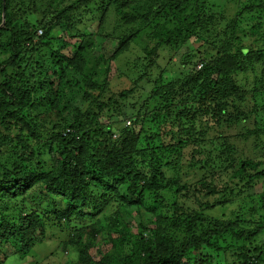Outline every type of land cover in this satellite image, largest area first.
<instances>
[{"label":"trees","instance_id":"1","mask_svg":"<svg viewBox=\"0 0 264 264\" xmlns=\"http://www.w3.org/2000/svg\"><path fill=\"white\" fill-rule=\"evenodd\" d=\"M38 1L15 0L12 6V0H4V5L0 0V55L6 56L0 60V264L14 251L20 258L28 256L53 231L65 235L62 250L77 254L79 264H113L107 253L92 260L90 252L99 235H104L105 245L117 246L118 264H182L187 252L212 246L215 234L240 244L253 242L252 249L244 247L248 250L232 258L215 247L221 264H264V190L255 193L251 186L264 182V165L251 159L237 161L229 137H215L224 140V149L214 160L228 163L229 171L223 172L233 184L225 182L221 190L231 193L236 186L250 187L238 200L235 219L209 220L194 209L177 216L176 201L171 214L161 208L159 212L164 198L160 191L176 195L182 191L178 178L166 179L161 171L171 165L169 160L182 159L184 150L194 146L189 161L201 166L196 157L208 133L202 117L220 127L238 121L264 124V44L253 47L241 39L246 32L261 39L264 0H246L235 10L229 20L233 27L253 23L220 43L216 56L190 44L194 40L205 47L198 29L214 19V8L220 15L224 12L218 0H45V21L35 25L24 12ZM110 12L130 27L118 37L117 32L95 30L103 41L116 37L117 42L112 55L95 57L94 34L69 32L88 28L86 23L103 20ZM38 27L43 32L36 37ZM58 38L73 50L65 54L55 45ZM67 39L75 41L67 45ZM133 46L142 51V73L131 80L132 87L112 93V82L120 75H110L111 63ZM165 50L173 59L187 50L180 57L186 70L168 83L162 81L161 70L148 98L135 114L127 115L121 102L140 96L138 83L147 79L159 52ZM257 64L263 65L262 79L256 77L251 89L242 86L238 76ZM152 99L157 106L148 111ZM126 120L134 128L123 125L117 132ZM149 123L157 124L155 131L146 130ZM257 130L248 133L258 136L261 129ZM198 186L202 196L222 193L205 179ZM146 197L154 206L149 200L146 204ZM42 206L47 208L44 217L37 212ZM146 212L153 220L143 226L140 218ZM137 216L140 222L134 228ZM181 219L192 240L175 246L169 235ZM53 245H59L57 240ZM190 257L194 259L189 264H212L198 254Z\"/></svg>","mask_w":264,"mask_h":264},{"label":"rangeland","instance_id":"2","mask_svg":"<svg viewBox=\"0 0 264 264\" xmlns=\"http://www.w3.org/2000/svg\"><path fill=\"white\" fill-rule=\"evenodd\" d=\"M133 1L136 0H126V2L128 3H131ZM14 2L15 0H12V6ZM245 2L246 0H218L216 2L217 6L219 5V8L223 7L224 12H222V14L220 15L218 14V9H216L217 7L213 9L214 14L216 15L214 19L209 21L206 26H201L198 29V33L202 35L201 40H203V42L205 43V47H202L201 43L192 40L190 45L193 47V49L197 50L198 48H200L202 51L207 50L208 56H216V53L219 51L218 46L220 43L223 44V42L229 39L228 37H231L232 35H238L239 32H242L244 30L243 28H245V26L252 24L253 20H248L247 22L240 24L237 27H233L231 25V22L229 21L232 15L235 13V10L237 8L240 9V7H242ZM2 3L4 5V0ZM53 5L56 8L59 7L57 2H53ZM40 6L43 7L40 8ZM45 7V0H39L38 2L34 3L32 2L30 3L29 7L25 8L24 15L27 16V19H30L31 21L36 23L35 25H38L39 21H45ZM2 19L4 20L3 13ZM20 22L24 24L26 20L21 19ZM261 22L263 23V21ZM86 25H88V28L84 25L77 28L76 30L70 31L69 34L80 36L87 35V33L94 34L96 32L95 30H101L102 32H117L116 37H118L120 36L121 32L126 31V29L130 27L126 23V21L117 19V17L114 14H111V12L108 13L103 20L96 18L95 20H93V22L86 23ZM114 28H116V30ZM39 30L42 29L40 27L37 28L36 37H39L42 34L38 32ZM95 36L96 34H94V37ZM258 36H260L261 39L251 37L249 33L246 32L242 33L241 39L244 44L250 43L253 47H262V45L264 44V30H261ZM36 37L34 39L35 42L37 39ZM116 37H113V39ZM113 39H106L104 40V42L99 35L96 36L94 39V41L96 40L94 42L96 48L92 54L95 57L100 54H104L106 56L112 55L113 51L117 47L116 39ZM74 41L67 39V45L68 42L72 44L74 43ZM64 44L65 42L63 43L59 38L55 40V45L59 48H62L65 54L69 50H73L71 46L67 47L64 46ZM141 52L142 51L139 50L138 47L133 46L129 50V52L122 55L119 60L113 61V63H111L110 75H114L115 72L120 75L118 77V80L112 82V93H117L124 88L132 87L131 80H136L139 74L142 73L141 70L143 67V62L141 61ZM186 52L188 54L187 50H181L179 54L173 59V56L171 57V54L167 52V50L162 52L160 51L159 57L156 59L155 67L149 72V76L147 77L148 80L145 78L144 81L138 83V88L140 90L137 93L140 96L137 95L129 98V100L127 101L121 102L122 111L126 112L127 115H129L131 112L133 114L137 112L140 104L148 98L149 91L152 90V81L159 75L161 70H165L161 73V79L165 83L177 80L179 78L178 73L186 70L185 67H182V58H180L181 55L186 54ZM0 56V60L6 58V56ZM196 70H198V68H196ZM262 71L263 65L257 64L253 69L249 70L245 74H240L238 76V80L241 81L242 86L251 89L253 88V81L256 77H261L260 79H262ZM183 77L181 76V78ZM262 84H264V82ZM251 101L253 100H251L249 93L248 103H251ZM132 105L134 107H132ZM156 106L157 104L155 102V99H152L150 101L148 111L153 110V108H155ZM128 122L129 121L126 120L124 124L118 125L116 129L117 132H120L123 125L134 128V126L132 127V124ZM194 123L198 124V121L195 120ZM202 124H205V126H203V129L208 133L204 136V138H202V141H200L199 146L201 147L202 153L196 157V160L199 161L201 166L196 168L192 166L189 161L190 152L193 150L194 146H189L184 150V156L182 157V159H177V157H174L173 160L172 157L169 160L171 165L163 167L161 171L164 173L166 179L176 180L178 178L182 185V191L177 195L173 191L169 190L160 191V195L164 198H162L160 201L159 212L161 208V212L166 211L171 214L172 203L176 201L178 203V208L180 209L177 216H180L182 214V211L187 212L189 211V209H194L193 212H201L202 215L209 220H211L212 218L221 221H226L227 219H235L239 208L238 200L245 198L246 193L248 192V189L250 187H248L247 185H243L241 188H238L236 186L231 193L222 192L223 190L221 189L223 188L222 186L225 182H229L230 184L232 183L230 182L231 178H229V175L223 172V170L229 171L228 163H221L214 160L215 157H217V155L224 149V140L220 138L219 141H216L215 137L218 134L221 135L222 138L229 137L227 139H229V142L234 146V152L237 161L251 159L264 165V133H262L261 131L264 130V124L261 123V125L258 126L257 124H254L253 121H243L241 123L238 121L236 123H232L230 127H227L225 125L220 127L219 124H217L214 120L206 119L205 117H202ZM145 126L148 132H152V130L155 131L157 128V124L155 125L149 123ZM257 127L261 129L258 136H254L252 133H248L253 130H256L258 133ZM135 130L136 132H138L139 127H136ZM17 133L18 131L17 129H15L14 134ZM247 173H252V171H247ZM202 179L207 180V182L211 186L215 185L219 190H221L220 193L222 192L221 194L225 196V199L223 200V195L221 194L202 196L203 188L198 186V182ZM233 182L237 183L238 180L234 179ZM251 186L254 188L253 191L255 193L264 190V182H258L256 186L253 183L251 184ZM240 190H242V192H240ZM144 201L147 205L149 202V206H154L148 197H146ZM200 204H207V206H199ZM32 205L34 206L35 210L38 208L37 204ZM46 210L47 208L42 206L38 209L37 212L40 214V216L44 217V212ZM152 220L153 219L151 214L147 212L144 213L140 218V221L142 222L141 225L143 224V226L150 223ZM140 221L138 216L133 220L132 224L134 228L138 226ZM188 228L189 226L185 225V223H183L181 219L179 221L176 232L169 235L171 239H174L173 243L175 244V246H181L183 243L192 240L191 234L186 231L188 230ZM162 230L163 227L160 228V231ZM64 238L65 235H63L62 233H56L55 231L49 232V236H46L45 240L42 243L37 244L28 256L20 258L19 254L14 251L8 255L4 264H77V254L72 255L70 252H68L67 254L60 252L62 247L60 245V242ZM97 239H101L102 241V239H104V235L97 236ZM55 240H57L59 245L53 246ZM210 242H212V246L210 247H202L196 253L193 251H191L190 253L187 252V254L184 255V257L181 259V263L189 264V262L194 259L193 257H190V254L194 253L200 255V257L203 259V262L209 261L212 264H221L223 263L221 259L217 257L215 259V247H221V252L226 256L232 258L235 255H241V253H244L248 250L244 249V247H249L252 249L253 246H251V244H253L252 241H243V243L241 242L240 244L239 240L236 242L231 238H227L223 235L221 237L220 235L216 234L212 238V240L210 239ZM254 244L255 246H257L259 243L255 241ZM120 248L123 251L122 245H120ZM126 251L127 249H125V252ZM90 254L93 261L97 262V258H99L97 257V254L94 253L93 250L90 252ZM107 254H109V259L113 261V264H118L119 254L117 246L111 243L110 251ZM207 257L211 260H207Z\"/></svg>","mask_w":264,"mask_h":264},{"label":"clouds","instance_id":"3","mask_svg":"<svg viewBox=\"0 0 264 264\" xmlns=\"http://www.w3.org/2000/svg\"><path fill=\"white\" fill-rule=\"evenodd\" d=\"M39 31H41V30H39ZM41 33H42V31H41ZM129 123V122H128ZM99 240V241H98ZM54 244H55V242H54ZM106 244V241L105 242H103V240L101 241V239H97V242L95 243V248L93 249V252L94 253H96L97 254V257H99V258H97V261H99V260H101L102 259V257H103V255L104 254H106V253H108L109 251H110V246H106L105 245ZM54 246V245H53ZM60 252H63V253H65L63 250H62V247H61V251ZM98 252H100V253H98ZM68 252H66V254H67ZM92 257V256H91ZM93 260V259H92ZM76 263H77V259H76ZM78 264V263H77Z\"/></svg>","mask_w":264,"mask_h":264},{"label":"built area","instance_id":"4","mask_svg":"<svg viewBox=\"0 0 264 264\" xmlns=\"http://www.w3.org/2000/svg\"><path fill=\"white\" fill-rule=\"evenodd\" d=\"M40 34H41V31H38ZM114 137H116L115 135H114Z\"/></svg>","mask_w":264,"mask_h":264}]
</instances>
